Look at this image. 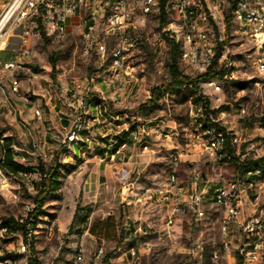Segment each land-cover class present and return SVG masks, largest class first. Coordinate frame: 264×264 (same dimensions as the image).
Instances as JSON below:
<instances>
[{"label": "rangeland", "instance_id": "1", "mask_svg": "<svg viewBox=\"0 0 264 264\" xmlns=\"http://www.w3.org/2000/svg\"><path fill=\"white\" fill-rule=\"evenodd\" d=\"M8 1L0 0V13ZM230 20L228 18L226 43L230 49L228 60L231 71L236 79L219 81V92L204 82L199 83V89L208 99L209 109L225 113L224 127L239 140L229 149L234 155L232 162L214 161L191 148L196 137L201 135L205 121L199 98L190 86L164 94L148 116L135 112L139 105L150 98L153 87L167 83L170 78L167 68L168 47L155 19H150L143 28H130L134 42L130 60L137 82L125 83L124 79L120 84L111 80L110 53L116 42L115 38L106 37L99 30V38H103L107 46L106 61L101 60L97 50V45L104 42L83 41L81 29L76 27H69L63 39L50 41L40 35L29 42L31 55L22 58V63L37 76L22 75L18 95L8 92L4 96L3 91L7 92V88L0 85V138L10 140L14 145V160L28 171L20 177L0 169V220L20 217L24 214L25 205L33 207L37 218L29 255L15 253L21 232L0 241V251L4 255L11 251V259L16 264H93L96 251L102 248L103 264H184L188 249L195 243H201L204 247L203 264L229 262L228 257H221L215 263L210 260L212 250H221V215L213 206L209 203L204 205L205 218L201 220L187 216L181 222L167 227L163 207L156 200L144 201L142 192L146 188L161 186L172 171L183 180L191 169L209 179L230 180L236 175V162L248 166L259 163L256 150L264 142V79L255 68V50L239 36L236 23ZM8 56V52L0 51L1 60ZM178 66L184 76L198 77L180 59ZM104 85H108L107 91ZM68 90L74 95L72 100L84 96L91 102L100 93L105 97L104 101L96 100L98 124L94 122V125H90L77 142L85 143L88 147L83 148L87 151L84 158L94 157V153L98 154V150L104 146L110 145V149H113L121 142L130 146L136 142V138L141 139V149L147 145L149 152L154 151V160L139 179L142 183L139 188L141 199L136 200V185H128V179V184H120L126 188L123 192L124 202L117 207L115 215L107 216L110 210L105 208L107 204L100 202L99 198L95 203H89L90 199L83 200L86 171L78 168L80 160L72 158L69 146H62L64 137L52 136L45 143L44 131L48 127L52 135H58L54 129L55 121L48 122V126L44 122L43 127L40 123L35 127L23 119L15 98L24 96L30 108H39L41 115H47L49 101L52 104L60 103V95ZM107 115L119 116L111 120L110 125L108 122L102 124L101 120ZM102 125H106L104 129H112L106 136H102L105 132L99 134L95 130ZM142 128L146 132L151 131L156 138L143 135ZM86 137L92 139V144L85 141ZM92 148L95 152H92ZM39 164L59 166V184L52 194L38 196L35 187L29 185L39 179ZM250 196L252 211L264 223V190H252ZM108 217L112 219L113 225L105 235L88 232L92 222ZM238 244L239 236L233 231L230 247L236 261ZM130 248L136 253L133 262L128 254ZM79 253L82 259L76 263ZM258 264H264V247Z\"/></svg>", "mask_w": 264, "mask_h": 264}, {"label": "built area", "instance_id": "2", "mask_svg": "<svg viewBox=\"0 0 264 264\" xmlns=\"http://www.w3.org/2000/svg\"><path fill=\"white\" fill-rule=\"evenodd\" d=\"M230 1L235 0H9L0 13V51L9 53V58L0 59V70H5V77L0 79V85L7 81L9 93H17L16 80L11 77V64L20 62V67H25L22 58L31 55L29 42L32 39L40 35L50 41L63 39L69 27L81 29L83 41H103V38H99L98 30L106 37L115 38L116 46L112 49L110 58L115 60L116 81L122 82L125 79V83L137 82L130 60V53L134 49L130 28H143L150 19H155L160 26L163 19L162 35L178 44L182 63L198 76L207 71H223L221 80L211 79L203 83L219 92V81L236 79L231 71L228 60L230 49L226 43ZM240 13L238 34L255 50V68L264 79V0L256 1L255 12L246 11L245 4V7H240ZM106 55L107 46L104 42L102 58H106ZM28 76L34 78V72L28 70ZM83 99L84 96H78L70 105L73 116L61 141L62 146L71 145V140L77 139V131L89 130V124H81ZM34 115L37 117L36 111ZM224 117L225 113L218 109L214 113H208L206 122H211V130L197 136L191 148L214 161L234 158L227 150L228 147L238 144L239 140L224 127ZM141 131L143 135H147L143 128ZM214 140L225 143V153L216 154ZM142 150H147V145H144ZM4 153L3 139L0 138V164ZM256 154V158L262 159L264 142L262 150ZM236 164L238 166L240 162ZM40 180L39 176L38 181L29 184L30 187L34 188L35 183ZM126 183L127 179L123 176L121 184ZM252 190L263 191L264 179H249V175H241V169L237 168L233 179L215 180L191 169L187 172L185 180L180 179L174 171L170 172L161 186L144 189L143 199L160 203L164 209L167 227L175 225L177 221L181 222L187 216L193 217L194 220L205 218L204 205L209 203L221 215V250H212L211 262H217L221 253H232L231 237L232 232L236 231L239 236L236 256L240 264H258L264 247V223L252 211ZM208 198L210 200H207ZM33 212V207L25 205L24 214L15 218L14 222L0 220V241L17 236L21 232L18 235L20 242L15 250L17 255L30 253L33 243ZM128 254L133 262L136 254L134 249L130 248ZM187 255L184 264H203V245L193 244ZM4 256L0 251V264H16L11 258ZM81 259L79 253L75 262L78 263ZM102 262L103 250L99 248L94 255L93 264H103Z\"/></svg>", "mask_w": 264, "mask_h": 264}, {"label": "crops", "instance_id": "3", "mask_svg": "<svg viewBox=\"0 0 264 264\" xmlns=\"http://www.w3.org/2000/svg\"><path fill=\"white\" fill-rule=\"evenodd\" d=\"M112 80L115 82L113 78ZM21 82L19 84V91L21 89ZM119 83L121 84V82ZM1 85L6 86V88L8 87L7 81H3ZM104 86H105V90L107 91L108 85H104ZM8 92H9L8 88H7V92L3 91L4 96H6ZM73 96L74 95L71 94L70 90L65 91V93L61 94L59 97L60 103L52 104V102L49 101L50 106L47 108L48 114L41 115L40 113L39 117H36L34 115V111L37 108L36 107L30 108L28 100L24 96H21L19 98L15 97V98L16 100H18L17 105L20 107V111L23 116V119L29 123H32L35 127H37L39 123L43 127L44 122L46 123V126H48V122L55 121L54 129L56 130L58 135H52L53 132L48 127V129L44 131V141L46 143V141L50 140L52 136L64 137L65 134L67 133V131L65 130L67 129V127H69L73 116L70 105L74 101V99L77 98L74 97V99L72 100ZM99 96H101L104 101L105 97L101 93ZM99 96L95 98V101H91L90 103L88 99L85 98L86 99L85 113H86V118H88L89 120V125H94L95 124L94 122H97L98 124L99 122L98 114H97L98 105L96 103V100ZM45 105L47 106V103H45ZM118 116L119 115H107L105 118H103V120H101V123L103 124L104 122H108L107 124L110 125L111 124L110 121L116 120ZM105 127L106 125L98 126L95 128V130H97L99 134L105 132L102 133V136H106L107 132L111 131L112 129L111 128L104 129ZM146 134L151 135L152 138H156L154 137L156 135L153 136L151 131H148ZM140 140L141 139L136 138V142L132 143L130 146H128L126 143L123 142L120 145L114 147L113 149H110L109 147L110 145L105 147L103 144H101L100 146H104V147H101V149L98 150V154L94 153V157L91 158L90 157L84 158L85 154L87 153V151L83 150V148L87 147L85 143H73L69 145V149H70L69 153L72 155V158L80 160L78 161L80 164L78 168L79 169L83 168L86 171V178L83 185V200L90 199V201H88L89 203H95L99 198L100 202H104L107 204L105 208H109L110 210L108 213H106L107 216L115 215L118 212L117 207L123 204L124 202L123 192L126 188L125 186L120 185L123 176H125L127 181L129 179L128 182L129 184L127 183L128 185H136V200L141 199L139 197L141 193L139 191V188L142 187V183L139 182V179L141 174L146 169V167L150 164V162L154 160V153H153L154 151L151 150V152H149L148 148L147 150H142L139 144ZM85 141L92 144V139L90 137H86ZM143 143L146 142L143 141ZM10 147L12 149L14 145L11 144ZM89 149H91V147ZM93 150L94 148H92V152ZM125 157H126V161L124 160ZM96 158L98 160H94ZM221 257L229 258V262L227 264H236V258H234L232 253L224 254V256Z\"/></svg>", "mask_w": 264, "mask_h": 264}, {"label": "trees", "instance_id": "4", "mask_svg": "<svg viewBox=\"0 0 264 264\" xmlns=\"http://www.w3.org/2000/svg\"><path fill=\"white\" fill-rule=\"evenodd\" d=\"M162 26H163V19H161L160 28ZM162 38L168 47L167 68H168L170 78L167 83L153 87L150 91V98L145 103L139 105L135 112L140 115L148 116V114L157 107V104L160 98L164 94L171 92V91L180 90L186 86H190L196 92L199 98V101L201 103V110H202L205 123H206L208 113H214V111H211L209 109V101L206 97H204L201 94L200 89H199V83L206 82L211 79L221 80L223 71L222 70L207 71L206 73L196 78H189L187 76H184L179 70V66H178V59H180V50H179L178 44L168 39L167 36L164 34L162 35ZM220 130L223 131V129H220ZM121 143H119V145ZM10 145L11 143L8 138L3 139V148H4L5 153H4L3 161L0 164V169L13 176H19L18 175L19 172L27 173L28 172L27 169L14 160ZM229 149L230 148L228 147V150ZM229 153L232 154L230 150H229ZM261 161L262 159H259V162ZM245 166H248V165H244L243 163H240L238 165V169L244 168ZM37 170L39 172L38 175L40 176V179H41L39 182L35 183V189L37 190L38 196H45L47 193L52 194L57 189L58 184H59V177H60L59 166L57 164L55 165L51 164L49 166L39 164ZM263 175H264V171H263ZM86 217L87 215H85L84 220H86ZM32 218H33V223H32V228H33L36 224V218H37V215L35 214V212H33ZM9 220L11 222H14L13 219H6L3 222H10ZM112 225H113V221L110 217L104 220L94 221L88 227V232L92 235H98V234L105 235L107 231L112 229ZM21 228L24 229V226H22ZM11 256H12V253H5L4 257L11 258ZM236 264H240V260L238 257H237Z\"/></svg>", "mask_w": 264, "mask_h": 264}, {"label": "bare ground", "instance_id": "5", "mask_svg": "<svg viewBox=\"0 0 264 264\" xmlns=\"http://www.w3.org/2000/svg\"><path fill=\"white\" fill-rule=\"evenodd\" d=\"M256 1L257 0H235V1H230V4H228V18H231V20L236 23L238 30H239V21H241L240 7H245V4H246V11L255 12ZM97 50H98V53H99L101 60H105V58H102V54L104 53V44L99 43L97 45ZM29 52H31L30 48H29ZM26 57H29V56H26ZM26 57H23V58H26ZM23 66H25V67H20V62H13L11 64V77L14 80H16V92H17V93H11L13 95L18 94V92H19V84L21 82V76L22 75L28 76V70H31V68H29L24 63H23ZM27 67H28V69H27ZM109 69L111 71V77L116 81V67H115V60H113V58H110ZM134 72H135V69L133 68V76L136 77L134 75ZM36 76H37V74L34 73V78ZM4 77H5V70H0V79H4ZM97 100L103 101L101 96H99L97 98ZM85 106H86V99H83L82 100V109L84 110V112L81 116V124H89V120H88V118H86ZM35 111L37 112V117H39L40 111L38 109H36ZM89 127H90V125H89ZM202 129H203L202 133H208V130H211V122H206ZM82 133H84V131H77V139H72L71 144L77 143L78 141H80V139L82 138ZM214 149H215L216 154L225 153V143H222L221 140H214ZM261 150H262V146L260 147V149H257L256 152H259ZM225 160H226V162L234 161L233 158H225ZM263 163H264V155H262V163L259 162L257 164H253V165L241 168V175H249V179H263V177H264L263 172H262V171H264L263 170V168H264ZM235 167H236V165H235ZM24 174H26V173H23V172L18 173V175L20 177L24 176Z\"/></svg>", "mask_w": 264, "mask_h": 264}]
</instances>
